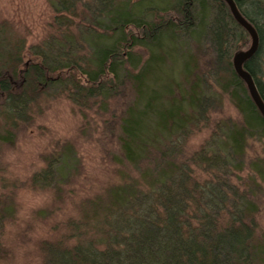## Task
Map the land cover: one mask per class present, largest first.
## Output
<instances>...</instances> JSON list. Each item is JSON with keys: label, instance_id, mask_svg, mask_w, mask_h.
Masks as SVG:
<instances>
[{"label": "trees", "instance_id": "trees-1", "mask_svg": "<svg viewBox=\"0 0 264 264\" xmlns=\"http://www.w3.org/2000/svg\"><path fill=\"white\" fill-rule=\"evenodd\" d=\"M233 1L258 35L243 66L264 102V0ZM53 7L49 31L30 47L0 21V148L30 124L42 98L104 112L126 91L131 97L118 117V180L83 200L58 237L41 241L42 263L264 264L254 189L239 174L250 139L262 142V156L249 164L264 169V118L232 67L251 40L226 1L56 0ZM165 41L191 45L182 76L163 93L146 92ZM223 97L240 119L212 125ZM202 128L210 129L204 144L186 153ZM77 169L66 145L26 185L60 197ZM12 211L0 198V233Z\"/></svg>", "mask_w": 264, "mask_h": 264}, {"label": "rangeland", "instance_id": "rangeland-1", "mask_svg": "<svg viewBox=\"0 0 264 264\" xmlns=\"http://www.w3.org/2000/svg\"><path fill=\"white\" fill-rule=\"evenodd\" d=\"M81 2L88 4V0ZM53 3L56 0H0V21L11 24L15 34L25 37L26 47H30L49 31ZM189 50L191 45L186 43L165 41L163 57L159 58L153 77L147 80L146 92L163 93L165 87L178 83ZM27 61L28 56L24 63ZM130 97L126 91L111 100L104 112L79 111L62 97H45L32 106L34 117L30 124L21 127L12 143L0 148V198L13 207L0 233V264H43L41 241L58 237L62 222L66 217L78 215L83 200L103 192L118 180L117 169L122 167L116 165L114 158L118 155V117ZM226 118L240 119L235 107L223 97L210 112V124ZM209 132V128H202L194 133L186 142L185 152L197 150ZM66 145L76 154L78 173L61 196H54L50 190L28 188V176ZM246 152V168L239 174L254 189L252 196L258 204L256 220L264 232V169L259 174L249 164L262 156V142L250 139ZM1 181L4 185V181L8 183V187H2ZM12 184L15 186L9 187Z\"/></svg>", "mask_w": 264, "mask_h": 264}, {"label": "water", "instance_id": "water-1", "mask_svg": "<svg viewBox=\"0 0 264 264\" xmlns=\"http://www.w3.org/2000/svg\"><path fill=\"white\" fill-rule=\"evenodd\" d=\"M229 5L231 13L237 23L243 27L250 35V46L246 50L235 53L232 57V67L234 72L244 80L251 99L264 118V102L256 89L255 83L250 73L244 68V62L250 58L257 50L258 35L254 26L240 13L233 0H225Z\"/></svg>", "mask_w": 264, "mask_h": 264}, {"label": "bare ground", "instance_id": "bare-ground-1", "mask_svg": "<svg viewBox=\"0 0 264 264\" xmlns=\"http://www.w3.org/2000/svg\"><path fill=\"white\" fill-rule=\"evenodd\" d=\"M227 3V2H226ZM230 9V8H229ZM231 12V11H230ZM231 62H232V59H231ZM247 87V86H246ZM248 90V89H247Z\"/></svg>", "mask_w": 264, "mask_h": 264}]
</instances>
